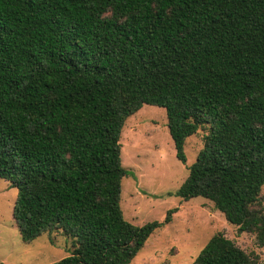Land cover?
Returning a JSON list of instances; mask_svg holds the SVG:
<instances>
[{"label": "trees", "instance_id": "1", "mask_svg": "<svg viewBox=\"0 0 264 264\" xmlns=\"http://www.w3.org/2000/svg\"><path fill=\"white\" fill-rule=\"evenodd\" d=\"M144 104L166 109L182 162L208 130L175 195L264 245V0H0V179L21 239L71 238L51 264H131L172 221L121 206L122 130ZM192 264L256 263L216 233Z\"/></svg>", "mask_w": 264, "mask_h": 264}, {"label": "rangeland", "instance_id": "2", "mask_svg": "<svg viewBox=\"0 0 264 264\" xmlns=\"http://www.w3.org/2000/svg\"><path fill=\"white\" fill-rule=\"evenodd\" d=\"M166 109L144 104L128 117L122 130V163L132 174L122 180L121 206L125 218L137 225L165 218L172 221L156 229L131 264H192L216 233H223L254 259L264 264V245L252 232L240 231L214 203L204 197L184 200L175 195L189 174L208 132L201 127L187 138L186 162L176 155L167 125ZM18 189L0 179V263L51 264L67 256L72 240L60 231L42 233L24 242L13 217ZM260 199L264 207V185Z\"/></svg>", "mask_w": 264, "mask_h": 264}]
</instances>
